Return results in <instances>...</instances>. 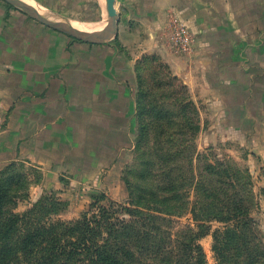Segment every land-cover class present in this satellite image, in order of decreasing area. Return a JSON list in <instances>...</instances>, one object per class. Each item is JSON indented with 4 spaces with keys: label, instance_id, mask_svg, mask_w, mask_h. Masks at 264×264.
<instances>
[{
    "label": "crops",
    "instance_id": "0c3cea01",
    "mask_svg": "<svg viewBox=\"0 0 264 264\" xmlns=\"http://www.w3.org/2000/svg\"><path fill=\"white\" fill-rule=\"evenodd\" d=\"M136 2L140 12L131 15L129 29L141 23L147 35L134 29V44L123 39L122 49L73 40L0 0V155H6L0 162L29 160L49 183L67 179L103 188L105 177L108 185L116 184L120 154L135 146L136 64L144 53L162 56L198 104L217 103L223 97L218 87L225 95L226 89H242L237 102L241 94L257 98L249 89L264 77H252L248 87L246 75L264 58L259 1ZM172 13L194 34L190 53L177 52L169 41ZM229 65L239 75L227 76ZM200 88L207 93L201 96Z\"/></svg>",
    "mask_w": 264,
    "mask_h": 264
},
{
    "label": "trees",
    "instance_id": "16d2710c",
    "mask_svg": "<svg viewBox=\"0 0 264 264\" xmlns=\"http://www.w3.org/2000/svg\"><path fill=\"white\" fill-rule=\"evenodd\" d=\"M161 61L147 56L136 65V159L124 179L129 201L106 206L104 195L94 196L75 221L55 218L67 203L53 195L18 212L30 199L33 172L12 162L0 171V264H207L199 240L213 221L223 223L214 234L217 264H264V247L248 230L249 208H242L238 175L246 173L229 164L193 168L198 109ZM188 212L197 228L174 234V218Z\"/></svg>",
    "mask_w": 264,
    "mask_h": 264
},
{
    "label": "rangeland",
    "instance_id": "374dc122",
    "mask_svg": "<svg viewBox=\"0 0 264 264\" xmlns=\"http://www.w3.org/2000/svg\"><path fill=\"white\" fill-rule=\"evenodd\" d=\"M35 7L41 8L49 13L57 14L62 17L68 18L74 23L80 25H86L93 30H102L107 22L108 9L105 0H29ZM149 1V0H145ZM254 1V0H247ZM260 2V6L263 14V28H264V0H255ZM116 0V6L120 13V24L122 23L123 32L116 38L111 39L105 44H115L118 48L124 49L122 42L126 40L127 44L132 43L134 32L138 29L140 37L147 35L143 33L144 26L141 23L132 24L129 29V20L132 14L139 11L138 2L136 0ZM134 6L135 9L131 8ZM136 11V12H134ZM140 12V11H139ZM169 16V41L172 47L180 53H190L195 44L194 34L191 32L188 25L174 13L168 14ZM119 24V25H120ZM126 28V29H125ZM182 30H186V50L180 49V45L177 41V37L181 34ZM142 34V35H141ZM158 36L161 37V31ZM73 40H77L71 37ZM138 46V45H136ZM143 46V45H139ZM141 50L142 48H138ZM157 56L162 59V64L168 66L171 70V66L166 62L162 56L157 54L144 53L137 64L140 63L144 57ZM136 64V65H137ZM231 72L227 73V76H237L239 73L234 70V66L229 65ZM264 58L260 60L258 68L253 67L254 72H248L246 75L247 86L251 87V78L254 76L264 77ZM261 71V72H258ZM263 71V72H262ZM173 72V70H172ZM174 73V72H173ZM175 74V73H174ZM176 75V74H175ZM217 74L213 77L215 86H217L218 78ZM178 76V75H177ZM242 76V74L240 75ZM179 77V76H178ZM180 78V77H179ZM182 80V78H180ZM184 82V80H182ZM249 82V83H248ZM188 87V85L184 82ZM246 84V83H244ZM260 85H256L255 88H250L252 96L255 92L258 93L256 99H251L249 94H241L238 102L234 100L235 94L239 90H225L227 95L223 94L222 87H218L221 84L218 83V91L223 95L220 99H217V103L211 99L210 103L203 104L199 101L196 103L192 97L190 88L188 92L190 98L196 104L198 109V124L199 131L192 143L193 148L197 152L193 155V162L190 158V164H193V168L203 169L207 164L220 168L222 165L229 164L230 167L238 168L245 172L244 175H238L241 182L242 196L246 199L242 202V208H249V219L252 220V224L249 221L247 226L248 230L252 234H256L259 238V242L264 247V78L263 82H258ZM223 85V84H222ZM256 89V90H255ZM201 96L207 93L208 90L200 88ZM253 91V92H252ZM246 93V92H245ZM205 99V98H203ZM137 112V111H136ZM137 135H138V118L136 113ZM136 143L135 140L134 149L130 152L120 154L119 164L114 169L117 183L114 185H108L107 180L103 177V188L97 186L95 188L86 186L71 185L67 179L60 180L59 183L50 178V183L47 178L44 177L43 170L36 164L31 163L29 160L19 159L12 160L6 159L0 162V171L9 165L10 163L18 162L31 169L29 191L30 199L21 200L16 210L18 212L25 211L30 205L36 202L43 195H53L60 200L67 203L64 209L58 211L55 218H61L67 221H75L80 219L83 213L88 211L92 202L95 201L92 197L104 195L105 200L101 202L102 205L109 206L113 204H125L129 201L128 191L126 189L125 177L130 175L128 172L135 163L136 159ZM5 154H1L0 157L5 158ZM1 160V159H0ZM189 161V160H188ZM187 162V161H186ZM196 175V172H195ZM131 178V176H130ZM106 180V181H105ZM105 182V183H104ZM246 182V183H245ZM216 184L213 183V187ZM196 199L195 188L192 189L190 194V200ZM190 210V208H189ZM245 217V216H243ZM204 223L206 221H203ZM199 224V223H198ZM210 229V233L199 240L205 256L207 264H217L216 256L213 251L214 234L219 230L223 223L219 221H213L207 223ZM190 225L192 228H197V222L193 219V215L188 212L179 218H174V224H172V232L180 231L185 226ZM264 252V250L262 251Z\"/></svg>",
    "mask_w": 264,
    "mask_h": 264
},
{
    "label": "water",
    "instance_id": "95a60500",
    "mask_svg": "<svg viewBox=\"0 0 264 264\" xmlns=\"http://www.w3.org/2000/svg\"><path fill=\"white\" fill-rule=\"evenodd\" d=\"M29 17L43 23L58 32L64 33L79 41L90 44H105L118 35L120 13L116 0H105L108 9L107 22L102 30L86 31L74 25L68 18L49 13L41 8L24 3L21 0H2Z\"/></svg>",
    "mask_w": 264,
    "mask_h": 264
},
{
    "label": "built area",
    "instance_id": "2783aa9c",
    "mask_svg": "<svg viewBox=\"0 0 264 264\" xmlns=\"http://www.w3.org/2000/svg\"><path fill=\"white\" fill-rule=\"evenodd\" d=\"M185 32H186V30H182L181 34H179L177 37V41L180 45V49H182V50L187 49L186 43H184V42H186Z\"/></svg>",
    "mask_w": 264,
    "mask_h": 264
},
{
    "label": "bare ground",
    "instance_id": "6f19581e",
    "mask_svg": "<svg viewBox=\"0 0 264 264\" xmlns=\"http://www.w3.org/2000/svg\"><path fill=\"white\" fill-rule=\"evenodd\" d=\"M21 1H23L24 3H26V4H32L29 0H21ZM34 6V5H33ZM74 25L76 26V27H78V28H80V29H82V30H86V31H92L94 28H91V27H89V25L88 26H86V25H80V24H77V23H74Z\"/></svg>",
    "mask_w": 264,
    "mask_h": 264
}]
</instances>
